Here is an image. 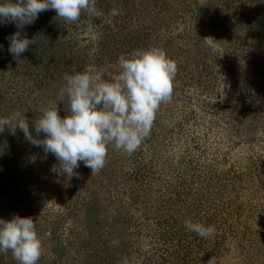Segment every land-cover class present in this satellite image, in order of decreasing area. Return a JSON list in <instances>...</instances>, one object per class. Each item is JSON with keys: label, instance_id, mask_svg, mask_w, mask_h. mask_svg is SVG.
<instances>
[{"label": "rangeland", "instance_id": "1", "mask_svg": "<svg viewBox=\"0 0 264 264\" xmlns=\"http://www.w3.org/2000/svg\"><path fill=\"white\" fill-rule=\"evenodd\" d=\"M3 2V0H0ZM15 2V0H14ZM101 18L66 23L55 10L21 31L37 42L9 52L0 24V117L24 113L33 137L42 109L58 108L65 74L87 65L110 80L118 58L162 48L177 64L173 95L131 156L109 147L80 178L27 141L0 133V219L32 217L38 264H264V0H97ZM113 8L119 15L111 16ZM191 220L213 226L201 238ZM0 264H17L11 251Z\"/></svg>", "mask_w": 264, "mask_h": 264}, {"label": "clouds", "instance_id": "2", "mask_svg": "<svg viewBox=\"0 0 264 264\" xmlns=\"http://www.w3.org/2000/svg\"><path fill=\"white\" fill-rule=\"evenodd\" d=\"M46 10H55L57 17L69 24L77 22L82 13L96 18L104 15L97 8V0H3L0 24L14 23L19 29L8 38L9 52L18 63L29 45L37 42V37L29 39L21 30ZM119 14L116 8L110 12L113 17ZM118 64L120 72L110 80L102 79V70L94 65L65 74L58 96L59 101L67 96L69 114L62 118L57 106L42 109L34 126L37 135L44 133L43 139L33 137L20 111L0 117V133L5 127L13 136L21 130L27 141L42 147L46 155L55 156L58 170L69 179L80 178L74 171L80 162L91 169V175L98 174L105 167L111 146L131 156L150 135L161 104L171 101L178 69L176 62L158 47L121 55ZM184 226L201 238H214L216 234L215 227L191 220H186ZM9 251L17 264H38L44 248L32 217L0 219V254Z\"/></svg>", "mask_w": 264, "mask_h": 264}]
</instances>
